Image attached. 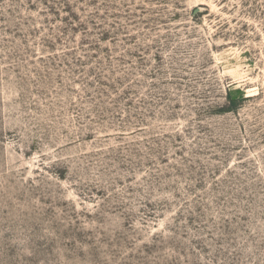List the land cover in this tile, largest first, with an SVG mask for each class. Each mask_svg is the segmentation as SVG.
<instances>
[{"label":"rangeland","instance_id":"1","mask_svg":"<svg viewBox=\"0 0 264 264\" xmlns=\"http://www.w3.org/2000/svg\"><path fill=\"white\" fill-rule=\"evenodd\" d=\"M0 264H264V0H0Z\"/></svg>","mask_w":264,"mask_h":264}]
</instances>
